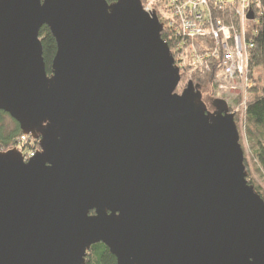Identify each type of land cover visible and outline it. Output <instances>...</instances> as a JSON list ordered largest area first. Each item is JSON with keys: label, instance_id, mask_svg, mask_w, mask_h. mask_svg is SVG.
<instances>
[{"label": "water", "instance_id": "95a60500", "mask_svg": "<svg viewBox=\"0 0 264 264\" xmlns=\"http://www.w3.org/2000/svg\"><path fill=\"white\" fill-rule=\"evenodd\" d=\"M163 30L142 0H0V111L41 147H0V264H264L235 116L177 93Z\"/></svg>", "mask_w": 264, "mask_h": 264}, {"label": "built area", "instance_id": "2783aa9c", "mask_svg": "<svg viewBox=\"0 0 264 264\" xmlns=\"http://www.w3.org/2000/svg\"><path fill=\"white\" fill-rule=\"evenodd\" d=\"M142 3L147 12H156L181 73L190 65L192 71L209 73L219 96L216 98L225 100L233 114L242 110L246 120L248 90L252 87L248 66L263 16L262 0H142ZM250 12L254 15L252 20L248 18ZM21 142L30 143L28 150L19 149L25 161H29L38 153L36 140L22 136Z\"/></svg>", "mask_w": 264, "mask_h": 264}, {"label": "trees", "instance_id": "16d2710c", "mask_svg": "<svg viewBox=\"0 0 264 264\" xmlns=\"http://www.w3.org/2000/svg\"><path fill=\"white\" fill-rule=\"evenodd\" d=\"M116 0H108L112 3ZM263 12L260 24L257 26V36L255 39V47L251 52L250 62L248 66V76L252 82V87L248 90V108L246 111V136L250 143L252 160L255 164V174L258 180L264 185V0H262ZM163 39L166 34H162ZM40 38L43 44V56L46 64L47 74H52V62L57 51V43L48 27H43L40 31ZM191 65L182 73L181 82L192 81L195 85L202 89L203 85L211 84V75L206 72L197 70L192 71ZM186 76L188 79L186 80ZM10 119L12 126L6 127V120ZM23 133L19 124L14 121L7 113L0 111V147L3 152H7L18 148L22 143L21 137ZM241 142V139H240ZM37 145L40 147L39 141ZM245 165L249 173V184L254 186L255 190L264 199V188L258 185L256 178L252 176L249 164L245 157ZM93 214V212H92ZM114 258L108 248L102 244L93 245L87 253V264H111ZM116 263H117V259Z\"/></svg>", "mask_w": 264, "mask_h": 264}, {"label": "rangeland", "instance_id": "374dc122", "mask_svg": "<svg viewBox=\"0 0 264 264\" xmlns=\"http://www.w3.org/2000/svg\"><path fill=\"white\" fill-rule=\"evenodd\" d=\"M161 10H163V8ZM160 13H162V12L160 11ZM181 76H182V73H181ZM187 79H188V76H186V80ZM187 83L188 82H186V81L181 82L178 89H177V93H181L182 90L186 87ZM201 92H202V96H203V102L208 106V110L213 113L214 112L213 102L215 99H217L216 97H219V96L215 93V89H213V86L211 84L203 85ZM228 103H231V100H228ZM247 103H248V100H247ZM232 104L234 105V103H232ZM232 104H231V106H232ZM234 107L237 108V106H234ZM231 109L232 108L230 107L229 108V114H233V113H231V111H232ZM241 114H242V110H240L237 114H233V115L235 116L237 127H238V130L240 133L241 144H242V147H243L244 152H245V157H246L247 162L249 164L250 173L252 174V176L254 178H256V182L259 185L261 183L257 179L258 176H256V174L254 173L256 170L255 164L252 160L253 158H252V154H251V150H250V143H249L248 138L246 136V130H247L246 120L243 118V116ZM6 121H7L6 127L9 129L8 126L11 127L12 122L10 119H7ZM29 147H31L30 143L24 144V145H19V148L24 150V151L28 150ZM261 186H262V188H264V185L261 184ZM115 259H116V257L114 256V258L111 260L112 262H110V263L111 264H117Z\"/></svg>", "mask_w": 264, "mask_h": 264}, {"label": "bare ground", "instance_id": "6f19581e", "mask_svg": "<svg viewBox=\"0 0 264 264\" xmlns=\"http://www.w3.org/2000/svg\"><path fill=\"white\" fill-rule=\"evenodd\" d=\"M169 44V43H168ZM169 46L171 47V45L169 44ZM173 53V52H172ZM217 99H219V98H217ZM221 100V99H220ZM226 102V101H225ZM227 103V102H226ZM228 105V104H227ZM229 107V106H228ZM22 136H27V135H22ZM28 138H31V136H27ZM37 140H36V142H35V148L37 149ZM18 150L20 149L19 147L17 148ZM245 153V152H244Z\"/></svg>", "mask_w": 264, "mask_h": 264}, {"label": "flooded vegetation", "instance_id": "af4514ba", "mask_svg": "<svg viewBox=\"0 0 264 264\" xmlns=\"http://www.w3.org/2000/svg\"><path fill=\"white\" fill-rule=\"evenodd\" d=\"M215 100H217V99H215ZM215 100H214V101H215ZM206 107H207V109H208V106H207V105H206ZM213 107H214V106H213ZM208 111H209V110H208ZM214 111H215V108H214ZM39 136H40V139H41L42 136H41V135H39ZM37 141H39V140H37ZM40 151H41V147L38 146V152H40Z\"/></svg>", "mask_w": 264, "mask_h": 264}]
</instances>
